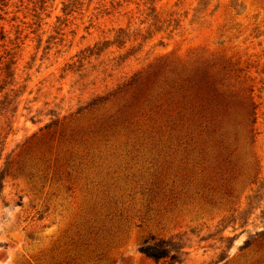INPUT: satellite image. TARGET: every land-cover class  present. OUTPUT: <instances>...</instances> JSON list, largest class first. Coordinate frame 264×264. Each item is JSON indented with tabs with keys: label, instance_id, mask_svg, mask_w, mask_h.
Masks as SVG:
<instances>
[{
	"label": "rangeland",
	"instance_id": "obj_1",
	"mask_svg": "<svg viewBox=\"0 0 264 264\" xmlns=\"http://www.w3.org/2000/svg\"><path fill=\"white\" fill-rule=\"evenodd\" d=\"M0 30V264H264V235L238 249L264 227V0H4Z\"/></svg>",
	"mask_w": 264,
	"mask_h": 264
},
{
	"label": "trees",
	"instance_id": "obj_2",
	"mask_svg": "<svg viewBox=\"0 0 264 264\" xmlns=\"http://www.w3.org/2000/svg\"><path fill=\"white\" fill-rule=\"evenodd\" d=\"M1 4H4V0H0ZM3 31L0 30V38H3ZM98 53V52H97ZM92 54V53H90ZM14 61L12 58L8 60V62L4 65V67H1V56H0V70L4 68L5 70H8ZM10 77L12 80L14 77V71L11 70V72L6 76ZM8 83L0 77V92H2L6 85ZM196 94H198L196 92ZM103 99L102 97H96L90 104L95 103V101ZM209 101H212L215 106L219 105L218 97L215 95L209 94ZM0 110H2L4 113L7 111H15L16 106H13L11 108L9 107V104H11V100L8 99V94L5 92L3 99L0 101ZM4 105V106H3ZM2 113H0L1 115ZM10 130V128H9ZM3 151V139H0V159L2 156ZM8 160H5L3 168L0 169V193L2 191L3 187V178L6 174H8L7 169ZM264 214V211L262 212ZM264 235V227L263 229L256 231L254 234H250L238 247L239 250H244L253 243H255L259 237ZM234 237V236H233ZM233 237L227 236L226 239L229 241H232L234 239ZM232 245V242L229 243L228 247ZM185 244L181 241V238L173 239H164L161 237H156L154 234H148L146 237L142 239V241L138 244V251L144 254L147 257L152 258L154 261L158 262L160 260L165 261L167 263H174V262H181L183 260V255L185 254V251H183ZM224 256L222 257V259Z\"/></svg>",
	"mask_w": 264,
	"mask_h": 264
}]
</instances>
